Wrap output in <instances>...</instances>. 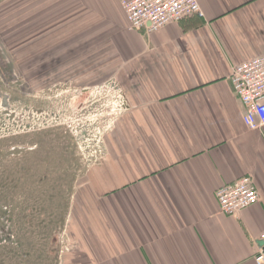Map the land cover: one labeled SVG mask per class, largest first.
<instances>
[{"label":"crops","instance_id":"0c3cea01","mask_svg":"<svg viewBox=\"0 0 264 264\" xmlns=\"http://www.w3.org/2000/svg\"><path fill=\"white\" fill-rule=\"evenodd\" d=\"M199 2L203 16L149 33L127 27L122 0H20L25 20L51 32L35 35L67 36L58 51L68 66L91 53L100 68L109 61L113 75L102 83L115 79L126 100L83 176L69 220L74 248L63 264H257L264 127L244 122L231 76L235 65L264 53V0ZM76 19H98L102 31L76 39ZM245 175L258 202L222 213L217 189Z\"/></svg>","mask_w":264,"mask_h":264},{"label":"rangeland","instance_id":"374dc122","mask_svg":"<svg viewBox=\"0 0 264 264\" xmlns=\"http://www.w3.org/2000/svg\"><path fill=\"white\" fill-rule=\"evenodd\" d=\"M19 3L0 1V264H63L74 248L69 220L83 176L124 110L122 91L102 83L113 68H100L94 53L68 66L58 51L67 36L35 35L51 32L25 20ZM97 28L98 19H76L73 37Z\"/></svg>","mask_w":264,"mask_h":264},{"label":"built area","instance_id":"2783aa9c","mask_svg":"<svg viewBox=\"0 0 264 264\" xmlns=\"http://www.w3.org/2000/svg\"><path fill=\"white\" fill-rule=\"evenodd\" d=\"M122 7L129 29H145L149 33L190 15H204L199 0H122ZM231 79L235 92L240 96L245 108L244 122L251 129H262L264 127V53L235 65ZM112 84H115V81H112ZM122 94L121 96L124 97ZM123 106L126 108V100ZM216 196L220 211L227 215H236L258 202L260 198L254 179L250 175L242 176L230 184L219 187ZM261 238L264 240V233ZM255 262L264 264L263 246L259 247Z\"/></svg>","mask_w":264,"mask_h":264},{"label":"bare ground","instance_id":"6f19581e","mask_svg":"<svg viewBox=\"0 0 264 264\" xmlns=\"http://www.w3.org/2000/svg\"><path fill=\"white\" fill-rule=\"evenodd\" d=\"M108 85H109L110 87H112L114 90H116V91L118 90V89H117V86H118V85H117L116 83H115V84H112V82H110V83L107 84V87H108ZM119 98H120V101L122 102V104H124V103H125V99H124V97H123V96H120Z\"/></svg>","mask_w":264,"mask_h":264},{"label":"water","instance_id":"95a60500","mask_svg":"<svg viewBox=\"0 0 264 264\" xmlns=\"http://www.w3.org/2000/svg\"><path fill=\"white\" fill-rule=\"evenodd\" d=\"M259 245L264 247V240L263 241H260L259 242Z\"/></svg>","mask_w":264,"mask_h":264}]
</instances>
